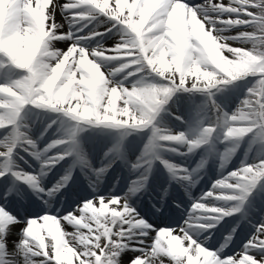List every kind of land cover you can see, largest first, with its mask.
Wrapping results in <instances>:
<instances>
[{
  "label": "clouds",
  "instance_id": "obj_1",
  "mask_svg": "<svg viewBox=\"0 0 264 264\" xmlns=\"http://www.w3.org/2000/svg\"><path fill=\"white\" fill-rule=\"evenodd\" d=\"M76 2L82 6L81 19L108 15L107 3ZM36 4L35 11L26 4L24 14L6 5L11 13L8 26L0 20V64L10 74L0 84V131L6 133L0 139V160L3 161L0 180L9 184L7 190L0 192V200L16 199L20 208V215H16L0 204V264H50L53 258L63 264L61 257L65 253L73 256V264H123V256L130 251L140 255L128 264H264V240L256 236L243 245L242 252L223 255L234 242L235 228L223 235L215 251L206 246L213 242L216 230L226 220L237 214L244 218L245 203L241 204V195L248 188L253 191L257 180H264V159L216 180L212 188L239 191L216 196L214 203L192 202L188 209L193 213L192 218L186 214L179 225L171 227L157 226L154 222L168 215L169 202L173 208L182 210L179 201L170 200L172 185H179L187 198L186 190L203 178H194L193 171L199 169L205 173L207 166L218 159L229 164L228 157L236 155L246 138L264 152V0H234L228 6H205L182 0H145L139 7L133 4L135 20L125 17L128 22H120L117 31L122 43L116 45L118 49H127L131 60L122 61L118 66L109 63L114 57H104L95 48L89 50L87 37H79L84 43L79 47L69 44L67 51L54 47V41L60 37L55 23L47 24L48 18L54 20V14L49 16L47 12L50 0H36ZM224 12L236 16L219 19V14ZM181 16L184 22L178 25ZM234 28L251 30L225 35ZM230 40L245 46L233 47ZM77 51L79 59L75 55ZM130 64L133 71L125 79L134 74L136 79L131 81V91L127 87L122 89L124 106L121 108L117 100L121 85L115 80V74ZM105 65L113 79L105 75ZM86 66L90 71L85 70ZM166 71L170 75L167 80ZM177 72L180 85L175 84ZM186 76L200 81L204 89H198L195 82L191 89L186 88ZM217 85L223 89L244 85L246 90L245 107L237 106L231 114H225L223 128L218 130L214 124L190 125L187 132L175 135L160 132L156 116L174 94L197 90L205 96L215 95L211 89ZM37 123L42 125V131L33 139L30 133ZM54 126L55 138L40 148L39 142ZM85 126L112 130L117 136L102 157L107 162L94 168L88 161L89 167L82 173L84 178L93 179L94 172L102 171V185L108 173L120 163L137 179L142 178V183L134 186L130 182L126 191L112 196L107 205L104 196H95L77 206L79 216L75 208L60 216L57 203L65 202L75 169L69 165L50 186L45 182L63 161L76 160V149L83 154L79 134ZM145 131H150L146 148L135 161L128 160L124 141L133 133ZM217 142H224L223 151L216 149ZM201 149L203 155L191 170L179 166L180 182H174V170L178 166L165 160L164 155L191 157ZM26 157L38 165L31 172L24 170L23 165L32 166ZM156 161L163 164L167 183L153 190L151 176ZM229 178L235 183H227ZM85 182L88 185L87 179ZM21 186L41 203L43 214H24L29 199ZM209 197H213L211 190L201 199ZM94 203L101 208L97 210ZM113 204L119 211H104ZM142 204H147L150 215L142 214ZM49 221L56 225L55 231L46 228ZM65 223L73 229L71 232L64 228ZM16 225L22 227L16 233L17 238L9 241Z\"/></svg>",
  "mask_w": 264,
  "mask_h": 264
},
{
  "label": "bare ground",
  "instance_id": "obj_2",
  "mask_svg": "<svg viewBox=\"0 0 264 264\" xmlns=\"http://www.w3.org/2000/svg\"><path fill=\"white\" fill-rule=\"evenodd\" d=\"M182 2H186V3H201L205 6L208 5H223V6H228L229 4L234 3V0H203V1H198V0H182ZM107 3L108 7L106 8V10H108L109 14L107 15V17L110 19V22H112L113 24H120L121 21H124V23H127L128 21L125 20V17H129L133 20H135V13L136 10L133 9L131 7V5L136 4L137 7H139L141 4L145 3V0H105L102 4ZM27 4L28 7H30L32 9V6H37L36 4V0H23L20 4V8L21 11L23 13L26 12L25 9V5ZM65 4H69V5H78L76 0H50V7L47 8V12L49 13V16H51L52 14H54V20L51 18L47 19V24L48 25H52L53 23H55L56 28L55 31L57 33V36L60 37L58 39H56L54 41V47L56 48H60L63 51H67L69 44H75L79 47L80 44H83L84 41L79 40V37H87L89 35H91V33H87V32H81L82 27H84L86 22H82L81 18L77 17V14H80L81 12H76L73 7L68 8L67 12L65 11L67 8H64L63 6ZM100 4V5H102ZM121 5H123V7H121ZM33 10V9H32ZM249 10H253V9H249ZM12 11L14 12H18L20 13V10L16 7V5H14V7H12ZM107 12V13H108ZM11 13L8 12L6 13L5 16L2 15V11L0 10V20L3 21V24L5 27L8 26L9 23V18H10ZM235 18L236 14L233 13H228V12H224L219 14V19L221 20H227L229 17ZM241 18H245V17H241ZM106 17H100L101 22H105L106 21ZM183 16L180 17L179 21H178V25H182L183 24ZM111 25L110 23H106V26ZM117 26V27H118ZM217 27H220L219 24H217ZM105 29V28H104ZM247 29H243V28H234L229 32H226L225 35H235L237 32L239 31H244ZM61 34H63L61 36ZM121 34L119 31L115 32L111 37L108 38V36L105 37V39H98L96 40L95 43L89 45V41H87L86 47L89 48V50H91L92 48H95L97 50L98 53H102L103 56L104 55H113L114 52L116 50L119 51V53L117 52L118 55H122L124 56V59H128V61L131 60V56H129L128 54V50L127 49H118L116 48V45L119 43H122L121 41ZM88 40V39H87ZM230 44L233 45V47H242L245 45H242L238 42H233V41H229ZM121 52V53H120ZM76 58L79 59L80 58V53L79 51H77L75 53ZM88 54L85 53V56H87ZM228 55V53L226 54ZM117 58V61L122 60L121 57ZM91 59H95V57H92ZM122 62V61H119ZM72 63V59L69 58V64ZM91 63V60H89V64ZM73 67H75V65H73ZM104 69H107V66L104 67ZM86 71H89L88 68L85 67ZM133 70V69H132ZM174 71V70H173ZM77 77H79V73H77ZM117 78H119V76H117ZM170 75L169 72L166 71L165 73V79H169ZM175 83L176 85H180L181 84V79H180V74L177 72L175 73ZM197 83V88L203 90L204 89V85L200 82L197 81L194 77L192 76H186L184 79V85L186 88L191 89L192 88V84L193 83ZM121 85V90H118V98H122L123 93H122V89L124 87H126L123 83L120 82ZM234 89V87L229 86V88ZM129 91H131V88H128ZM192 92H197L196 90H193ZM198 95L195 96L196 101L198 102ZM228 95H225L224 97L220 98H227ZM185 99L186 102H190V100L192 101V99L185 93V92H177L174 97H173V101H177L178 99ZM253 99H255V97H253ZM218 100V97H217ZM217 100L216 101H212L209 105H207V109L208 111L211 113V124L217 125L218 130L223 128L224 126V118L222 116V112L218 109L217 106ZM244 104L242 102L241 108H244ZM184 114V113H183ZM190 115L188 114H184L183 115V119L185 120H189ZM41 129L39 127H37V130L40 132L42 131V125ZM168 126V124H159L158 128L159 130L163 131L165 134H172L175 135L177 132L175 131L174 133H172V131L169 128H166ZM233 126H238V125H233ZM163 127H165L163 129ZM180 128V127H179ZM39 132V134H40ZM55 132V126L53 127V129H51L48 132V138H55V136L53 135ZM3 137H1L0 135V139H2ZM216 149L218 151H221V148L216 145ZM132 150H134L137 155L139 156L141 154V152H139L140 150V145L139 144H135L132 147ZM130 150V152L132 151ZM260 148L259 145H251L249 143L248 140L245 139V142L242 143L241 145V151L243 154H245L247 151L253 152V154L250 157H243L242 159L243 161V166H245L246 164H253V163H257V160H261L264 159V152H262L261 154L258 155H254V152H259ZM179 156V157H178ZM177 158L174 159L175 163H179V164H186V163H190L192 161V156L191 157H183L180 154H178ZM229 160V158H228ZM218 161V160H217ZM216 161V162H217ZM227 163H224V167L226 166ZM258 164V163H257ZM37 165V164H36ZM241 166V167H243ZM223 166L221 165V163L219 164V168L221 169ZM223 167V168H224ZM239 168V167H238ZM217 168V170H220ZM227 176V173L225 176H223V178L221 179H225ZM220 178V176H219ZM218 178V179H219ZM83 179H87L88 181H93L94 179H89L88 177H85ZM217 179V180H218ZM227 183H235L234 179H227L226 181ZM214 182H209L207 183V185H200L198 186L197 190H202L204 193L208 192L209 190H211L213 192V197H209V198H214L216 196H227L230 195L232 192L234 191H239V189H228V188H212V184ZM254 186V185H253ZM251 188L246 189L241 197H244L248 194L249 190ZM202 193V192H201ZM95 197V196H94ZM93 197V198H94ZM46 198V197H45ZM91 198V199H93ZM189 198H191V195H189ZM108 198H105V200H107ZM204 201V200H201ZM264 204V202L262 200H252L251 202V207L250 208H246L245 210V214H247L246 216V223H244L245 225L247 224V234L244 237V239L246 240L247 238L250 237V235H253L250 233V231L254 228L259 229L260 228V224L262 222H264V218H260L261 219V223H259L257 226L254 225V221L253 218L257 216V210L259 208L260 205ZM257 209V210H256ZM76 215L79 216L80 215V211L76 210ZM248 222H250V224H248ZM260 222V221H259ZM258 223V222H257ZM54 227V225L51 222H47L46 223V228L47 229H52ZM56 227V225H55ZM64 228L68 231L71 232L73 229L68 226L66 223L64 224ZM19 231V229H18ZM17 230H13L12 233L9 235V239L10 241L15 240L16 237V233L18 232ZM258 237V239L260 240H264V236H256ZM215 238V236H214ZM11 246V245H10ZM207 246V245H206ZM211 250L215 251L216 248H210ZM243 250V245L242 247L239 249L240 252H242ZM140 255L139 252H127L124 256H123V264H128V261L131 260L134 256H138ZM225 256V255H224ZM259 258V257H257ZM63 262H72L73 263V256L71 254L65 253V255L63 257H61ZM50 264H58V262L53 258L50 261Z\"/></svg>",
  "mask_w": 264,
  "mask_h": 264
},
{
  "label": "rangeland",
  "instance_id": "obj_3",
  "mask_svg": "<svg viewBox=\"0 0 264 264\" xmlns=\"http://www.w3.org/2000/svg\"><path fill=\"white\" fill-rule=\"evenodd\" d=\"M105 0H98V2L99 3H103ZM20 14H22V13H20ZM225 54H227V53H225ZM3 68H4V65H2V64H0V82L1 83H4L6 80H8L9 78H10V74L9 73H6V72H4L3 71ZM77 79H79V77H76ZM109 79H111V75H109ZM175 83H177V82H175ZM109 87H110V85H109ZM226 88H224L223 89V86H218L217 88H213L211 91H212V93H215V95H217L218 93L220 94V93H222L223 92V90H225ZM245 86L244 85H240L239 87H238V90H237V93H236V91L235 90H233V93L231 94V96H230V98H227V100H226V102L227 103H225L226 105H227V110H224V112H226L227 114H230L233 110H234V108H236L237 106H239L240 107V104H241V100H244L246 97H245ZM199 94H202L203 92H198ZM110 95V94H109ZM215 95H213V96H215ZM117 100L119 101V107H121V108H123V100H122V98H118L117 97ZM241 108V107H240ZM225 109V108H224ZM243 109V108H242ZM208 125V121H207V119H206V122L203 124L202 123V125H200V126H207ZM193 127H197V126H193ZM89 128V127H88ZM189 128V127H188ZM97 129V128H96ZM187 128L184 130V132H187ZM104 131V130H103ZM87 132V131H86ZM139 135H135V133H133L130 137H128L125 141H124V144L125 143H127V144H133V145H135L136 144V142L137 141H139V143L141 144V148L144 150L145 148H146V146H147V143H148V137L150 136V135H144L143 134V132H141V133H138ZM112 135V137H115L116 138V136H117V134L116 133H114V134H111ZM134 135L136 136V137H134ZM110 138V137H109ZM246 139H248L249 140V138H246ZM110 144H114L115 142H116V139L115 140H110ZM249 142H250V140H249ZM167 143H170V144H176L177 142H167ZM250 144L252 145V143L250 142ZM253 145H257V144H253ZM223 147H224V144H223ZM202 150V149H201ZM200 151V150H199ZM262 152L259 150V152H254V155H258V154H261ZM241 163V160H238L237 159V157H233L232 158V160H231V163H230V167H231V169H234L237 165H239ZM92 193V194H91ZM97 193V190L94 188V189H92V191L90 190V192H89V194H87V196H90V194L93 196V195H95ZM115 194L117 193V192H114ZM115 194H114V196H115ZM106 195H110V193H108V187H107V189H106V191L103 193V196H106ZM118 195H121V194H118ZM111 198H108L107 200H104V204L105 205H107V203H108V200H110ZM97 210H99L100 208H101V205H99V204H95L94 203V205H93ZM73 207H77L75 204L73 205V204H67L66 206H64V209H66L67 211H65L66 213L67 212H70V210H72V208ZM119 211V209H117L116 208V205L115 204H113L112 206H111V208H107V207H105L104 208V211ZM259 215L260 216H264V205L262 206V210H261V206H260V208H259ZM101 242H103V241H101Z\"/></svg>",
  "mask_w": 264,
  "mask_h": 264
},
{
  "label": "snow or ice",
  "instance_id": "obj_4",
  "mask_svg": "<svg viewBox=\"0 0 264 264\" xmlns=\"http://www.w3.org/2000/svg\"><path fill=\"white\" fill-rule=\"evenodd\" d=\"M260 230L259 231H257V229L255 228V231H254V234L252 235V237L253 236H264V222H262L261 224H260V228H259ZM251 237V238H252Z\"/></svg>",
  "mask_w": 264,
  "mask_h": 264
}]
</instances>
